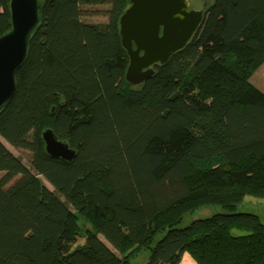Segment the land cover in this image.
<instances>
[{
  "label": "trees",
  "instance_id": "16d2710c",
  "mask_svg": "<svg viewBox=\"0 0 264 264\" xmlns=\"http://www.w3.org/2000/svg\"><path fill=\"white\" fill-rule=\"evenodd\" d=\"M10 1L0 0V37ZM41 3L0 111V264H133L145 250L146 264L185 253L197 264H264L255 214L181 227L200 207L264 198V92L251 83L264 64V0H214L194 39L140 85L126 81L119 33L130 0ZM101 5L106 22L83 20L84 7ZM46 129L76 150L72 162L46 154Z\"/></svg>",
  "mask_w": 264,
  "mask_h": 264
},
{
  "label": "water",
  "instance_id": "95a60500",
  "mask_svg": "<svg viewBox=\"0 0 264 264\" xmlns=\"http://www.w3.org/2000/svg\"><path fill=\"white\" fill-rule=\"evenodd\" d=\"M41 0H11V30L0 37V111L16 93V75L24 64L32 35L41 20ZM204 9L190 0H130L119 19L121 44L129 57L126 81L140 85L152 78L154 67L166 64L195 37ZM46 154L72 162L77 152L52 129L41 135Z\"/></svg>",
  "mask_w": 264,
  "mask_h": 264
},
{
  "label": "rangeland",
  "instance_id": "374dc122",
  "mask_svg": "<svg viewBox=\"0 0 264 264\" xmlns=\"http://www.w3.org/2000/svg\"><path fill=\"white\" fill-rule=\"evenodd\" d=\"M214 0H191V5L194 8H204L205 6L213 3ZM108 10L107 5H101V6H87L84 7V17L83 20L85 22H94V23H102L107 21V17L104 16V13ZM264 66L260 68L251 79V83L257 86H260L261 89L264 90ZM264 92V91H263ZM6 147L16 156H22L25 163H29L30 154L25 151H21L18 149H15L14 147L10 146L8 143L3 141ZM3 176V173H0V178ZM44 184L50 189L53 190V187L44 180ZM229 212H235V213H252L257 216H259L261 222L264 224V198H259L255 196H246L241 203L237 205V207L234 210L225 209L221 206H214V205H206L203 207H200L196 211L192 213H188L183 223L181 224V227H185L189 225L191 222L197 219H203L210 217L217 213H229ZM81 224H84L83 220H80ZM85 225H87L85 223ZM101 239H103L102 236H100ZM104 240V239H103ZM85 239L81 238L79 239L77 245L84 244ZM150 252L148 250L142 251L135 259H133V264H146V261L148 259Z\"/></svg>",
  "mask_w": 264,
  "mask_h": 264
},
{
  "label": "crops",
  "instance_id": "0c3cea01",
  "mask_svg": "<svg viewBox=\"0 0 264 264\" xmlns=\"http://www.w3.org/2000/svg\"><path fill=\"white\" fill-rule=\"evenodd\" d=\"M263 66H264V64H263ZM261 68H262V66H261ZM264 74V73H263ZM253 78V77H252ZM251 78V79H252ZM254 85V84H253ZM257 88H259L260 90H262V91H264L263 89H261V87L260 86H257V85H255ZM145 264V263H144ZM179 264H197L196 262H195V260L188 254V253H185L184 255H183V257H182V259H181V261L179 262Z\"/></svg>",
  "mask_w": 264,
  "mask_h": 264
},
{
  "label": "flooded vegetation",
  "instance_id": "af4514ba",
  "mask_svg": "<svg viewBox=\"0 0 264 264\" xmlns=\"http://www.w3.org/2000/svg\"><path fill=\"white\" fill-rule=\"evenodd\" d=\"M190 5H191V0H190ZM206 7V6H205ZM205 7L204 8H202V9H204L205 10ZM191 8L192 9H197V8H194L192 5H191ZM198 9H200V8H198Z\"/></svg>",
  "mask_w": 264,
  "mask_h": 264
}]
</instances>
